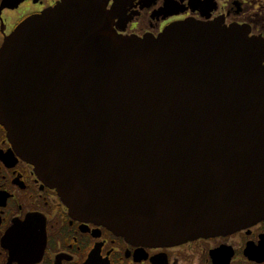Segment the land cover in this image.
<instances>
[{
    "label": "water",
    "instance_id": "1",
    "mask_svg": "<svg viewBox=\"0 0 264 264\" xmlns=\"http://www.w3.org/2000/svg\"><path fill=\"white\" fill-rule=\"evenodd\" d=\"M62 0L0 50V123L72 215L144 244L264 219V45L193 20L124 35Z\"/></svg>",
    "mask_w": 264,
    "mask_h": 264
},
{
    "label": "flooded vegetation",
    "instance_id": "2",
    "mask_svg": "<svg viewBox=\"0 0 264 264\" xmlns=\"http://www.w3.org/2000/svg\"><path fill=\"white\" fill-rule=\"evenodd\" d=\"M62 0H0V50L26 19ZM124 35L158 36L193 20L238 27L264 45V0H104ZM264 67V61H263ZM0 264H264V219L178 244L133 242L72 215L21 157L0 123Z\"/></svg>",
    "mask_w": 264,
    "mask_h": 264
}]
</instances>
